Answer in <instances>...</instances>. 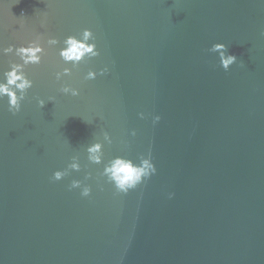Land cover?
Here are the masks:
<instances>
[{
  "label": "water",
  "instance_id": "obj_1",
  "mask_svg": "<svg viewBox=\"0 0 264 264\" xmlns=\"http://www.w3.org/2000/svg\"><path fill=\"white\" fill-rule=\"evenodd\" d=\"M84 28L99 55L72 68L45 44L20 110L0 100V264H264V2L0 0V48ZM18 59L0 53V73ZM149 152L156 173L127 193L100 175Z\"/></svg>",
  "mask_w": 264,
  "mask_h": 264
},
{
  "label": "clouds",
  "instance_id": "obj_2",
  "mask_svg": "<svg viewBox=\"0 0 264 264\" xmlns=\"http://www.w3.org/2000/svg\"><path fill=\"white\" fill-rule=\"evenodd\" d=\"M264 2V0H262ZM41 27H44V22H41ZM62 43L63 46L59 47L58 55L65 64L71 62L72 68L77 67L79 62L87 58L96 57L99 55L95 44V38L90 29L84 28L79 36L67 35L63 41H58L56 37L49 36L46 40L41 42V34H37L36 38L30 40L27 45L21 44L14 47L8 45L7 47L0 48V53L8 54L13 53L18 57V61H10L9 66L2 73H0V100L7 97L8 110L15 114L20 110L21 101L25 99L28 89L33 85V81L28 77L25 69L28 65H39L42 56L45 53V44L47 46H54ZM212 51L219 53L220 67L225 71L229 66L236 62L235 55L227 53V46L223 42H215L211 47ZM108 71L107 66L99 69V74H104ZM71 68L63 67L60 71L55 72L56 81H62V77L70 75ZM97 71L89 69L84 79L91 80L97 76ZM59 91L64 94H71L76 96L79 94L77 88L72 87L67 83L61 82ZM53 97H49L48 101H52ZM45 100L37 97L36 103L41 108L45 104ZM138 115L143 118L144 113ZM160 120L159 115L152 116V122L155 124ZM135 136V130L130 133ZM105 137L109 135L105 132ZM88 161L100 164L102 162L103 152L102 145L98 142H92L86 147ZM80 164L78 158L73 156L71 162L63 170H56L52 173L53 180H60L68 174V170H79ZM156 173V167L152 162L151 153L147 155L142 154L138 162L132 159L116 155L104 163L101 176L105 177L107 181L111 182L114 188L121 193H127L130 189L136 188L138 185L146 182L152 175ZM90 176V173H85V179ZM69 188H80V195L87 197L90 194V187L87 184H82L78 179H73ZM172 193H169V197Z\"/></svg>",
  "mask_w": 264,
  "mask_h": 264
}]
</instances>
